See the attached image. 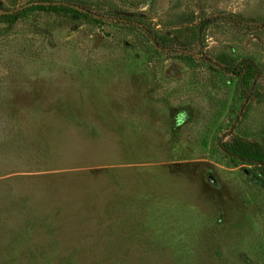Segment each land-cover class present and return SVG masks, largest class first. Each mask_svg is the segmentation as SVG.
Here are the masks:
<instances>
[{
    "label": "rangeland",
    "instance_id": "rangeland-1",
    "mask_svg": "<svg viewBox=\"0 0 264 264\" xmlns=\"http://www.w3.org/2000/svg\"><path fill=\"white\" fill-rule=\"evenodd\" d=\"M85 1L189 45L65 12L0 21V264H264V174L221 149L264 147V0ZM231 14L240 29L197 43ZM244 59L251 91L222 70Z\"/></svg>",
    "mask_w": 264,
    "mask_h": 264
},
{
    "label": "trees",
    "instance_id": "trees-1",
    "mask_svg": "<svg viewBox=\"0 0 264 264\" xmlns=\"http://www.w3.org/2000/svg\"><path fill=\"white\" fill-rule=\"evenodd\" d=\"M31 2H57L60 4L50 6H33L15 15L0 17V21H6L10 24V26H13L20 17L33 11L65 12L72 13L76 17H82L96 22L102 20L96 19L94 17L96 13L92 12V6L85 0H78L77 2H73L72 0H32L29 3ZM73 5L85 9L88 11V13H82L75 10L72 8ZM0 9H2L1 5ZM136 16L142 17L141 14L125 13L120 11H113L111 14L107 15V17H109L113 23L120 25H131L140 28L152 42H156L157 47H161L164 51H186V47L189 45L188 43L176 39L173 41L175 44H168L165 40H160L153 34L151 30L147 28L146 25H144L142 22H137L135 20ZM240 20L243 21L242 17L234 14L203 19L197 28V43L204 42L207 30L213 25L217 23H227L236 27L237 29H240L242 25ZM188 57H193V55ZM222 70L239 78L244 83L246 88H250L249 91H251L254 87L255 81L257 80L259 74L257 65L249 59H244L235 66H224L222 67ZM221 149L228 157L232 158L233 160L238 161L242 165L260 169V171L264 174V147L261 144L257 142L244 141L241 139H233L231 142L221 143Z\"/></svg>",
    "mask_w": 264,
    "mask_h": 264
},
{
    "label": "water",
    "instance_id": "water-1",
    "mask_svg": "<svg viewBox=\"0 0 264 264\" xmlns=\"http://www.w3.org/2000/svg\"><path fill=\"white\" fill-rule=\"evenodd\" d=\"M58 4H60V3H57V2H55V3H51V2H31V3H28V4L24 5V6L16 8L14 10L0 9V17L9 16V15H15V14H18L19 12H21V11H24L26 9H29V8L33 7V6H40V5L41 6H50V5H58ZM72 8H74L75 10H77L79 12H82V13H88V11H86L85 9H82V8H80L78 6H74L73 5ZM94 17L96 19H103V20L111 21V19L103 17V16H100V15H97V14H95ZM186 54L193 55V53L188 52V51L186 52ZM196 57H198V58L199 57H203V55H197ZM211 181L214 182L213 179H211Z\"/></svg>",
    "mask_w": 264,
    "mask_h": 264
}]
</instances>
